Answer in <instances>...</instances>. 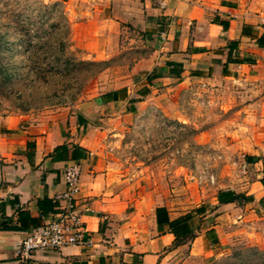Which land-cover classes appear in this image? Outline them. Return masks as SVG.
<instances>
[{
	"label": "rangeland",
	"instance_id": "374dc122",
	"mask_svg": "<svg viewBox=\"0 0 264 264\" xmlns=\"http://www.w3.org/2000/svg\"><path fill=\"white\" fill-rule=\"evenodd\" d=\"M142 3L0 0V119L20 116L27 127L54 129L68 124L78 103L98 105L109 100L106 93L117 99L130 87L133 104L89 122L105 130L103 143L122 167L144 169L172 217L204 207L178 252L183 264H264V194L252 198L261 190L253 182L264 174V156L248 160L254 139L264 151V72L244 73L238 83H183L163 94L149 87L142 97L148 65L163 46L146 26ZM238 4L264 9V0ZM227 189L251 199L219 211L216 194ZM206 225H218L204 233L211 247L192 252Z\"/></svg>",
	"mask_w": 264,
	"mask_h": 264
},
{
	"label": "crops",
	"instance_id": "0c3cea01",
	"mask_svg": "<svg viewBox=\"0 0 264 264\" xmlns=\"http://www.w3.org/2000/svg\"><path fill=\"white\" fill-rule=\"evenodd\" d=\"M142 7L146 26L163 39L148 65L142 97L149 96L151 87H160L163 94L183 83L217 77L238 83L244 73L257 78L264 72V45L256 40L264 34V9L245 8L238 0H144ZM135 96L128 87L124 98L93 102L97 119L114 105L133 104L130 99ZM78 114L68 124L48 130L27 127L20 116L0 119V264H20L19 242L51 216L57 204L54 197L65 190L64 171L73 165L79 168L76 202L91 244L35 253L32 264H183L178 252L185 244L174 245L167 226L158 230L155 208L163 204L162 197L150 188L144 169L132 164L122 167L103 143L105 130L84 116L80 121ZM257 142L254 139L250 155L255 164L262 163L260 156H264ZM61 145L68 147L67 159H52L54 148ZM74 146L85 149V158L70 159ZM261 177L253 182L261 188L258 194L252 193L254 200L264 194ZM40 200L49 203L40 207ZM231 204L215 202L219 211ZM182 214L172 217L168 212L170 219ZM202 215L187 222L190 229L196 231L194 220ZM217 227H200L192 252L210 248L204 233H213Z\"/></svg>",
	"mask_w": 264,
	"mask_h": 264
},
{
	"label": "built area",
	"instance_id": "2783aa9c",
	"mask_svg": "<svg viewBox=\"0 0 264 264\" xmlns=\"http://www.w3.org/2000/svg\"><path fill=\"white\" fill-rule=\"evenodd\" d=\"M63 177L65 190L54 197L57 204L51 216L19 242L17 256L20 264H32L35 253L56 252L68 246L91 244L76 202L79 190L78 166L67 167Z\"/></svg>",
	"mask_w": 264,
	"mask_h": 264
},
{
	"label": "trees",
	"instance_id": "16d2710c",
	"mask_svg": "<svg viewBox=\"0 0 264 264\" xmlns=\"http://www.w3.org/2000/svg\"><path fill=\"white\" fill-rule=\"evenodd\" d=\"M256 40L258 44L264 45V34L259 35L256 38ZM114 94H115L114 91H110L106 93V98L111 100ZM121 98H124V95L120 96L118 99H121ZM135 100H136L135 98L130 99L131 102ZM78 119L80 121L84 120L83 116L80 114H78ZM67 154H68V147L66 145H61V146H57L54 148L51 158L52 159H60V158L67 159V156H68ZM85 156H86L85 149L81 147H77V146H74L70 153V159L72 160L85 158ZM252 158L253 157L249 156L248 160L252 161ZM260 182L264 184V175L260 178ZM240 199L248 201L251 198L247 197L244 194L236 193L228 189L219 190L216 194V202L218 204L229 203V202L238 203ZM43 203H49V201L47 200L38 201V205H40V207L43 205ZM204 210H205L204 207H198L195 209L194 212L185 213L174 219H170L166 206L163 204L158 205L155 208V218H156V224H157L158 230H161L163 226H167L170 232H172L175 237L174 245L182 244L185 238H187L189 235H192V233L195 232L189 228L187 222L190 219H192L194 216L198 214H202Z\"/></svg>",
	"mask_w": 264,
	"mask_h": 264
},
{
	"label": "water",
	"instance_id": "95a60500",
	"mask_svg": "<svg viewBox=\"0 0 264 264\" xmlns=\"http://www.w3.org/2000/svg\"><path fill=\"white\" fill-rule=\"evenodd\" d=\"M77 111L84 116L86 119L90 121H96L97 120V106L93 105L92 101H84L80 102L76 105Z\"/></svg>",
	"mask_w": 264,
	"mask_h": 264
}]
</instances>
